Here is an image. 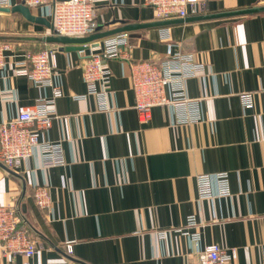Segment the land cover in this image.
<instances>
[{
  "label": "crops",
  "instance_id": "0c3cea01",
  "mask_svg": "<svg viewBox=\"0 0 264 264\" xmlns=\"http://www.w3.org/2000/svg\"><path fill=\"white\" fill-rule=\"evenodd\" d=\"M24 6L0 9V41L21 53L56 48L63 95L44 139L57 144L64 162L45 165L36 149L17 171L0 163V204L15 207L42 244L29 257L0 251V264H191L211 243L237 250L231 264H264V0H197L186 17L168 19L157 18L146 0H95L96 33L113 31L96 41L128 33L126 58L108 59V109L94 95L79 97L88 91L89 50L48 41L52 16ZM128 25L137 28L124 30ZM174 53L203 66L183 81L197 103L186 110L157 105L140 123L130 65ZM19 58L0 69V122L15 117L18 104L53 96L51 86L14 73ZM221 171L228 194L200 197L198 176ZM43 184L46 209L34 199ZM191 215L197 226L187 225Z\"/></svg>",
  "mask_w": 264,
  "mask_h": 264
},
{
  "label": "built area",
  "instance_id": "2783aa9c",
  "mask_svg": "<svg viewBox=\"0 0 264 264\" xmlns=\"http://www.w3.org/2000/svg\"><path fill=\"white\" fill-rule=\"evenodd\" d=\"M33 7L45 8L53 19V33L83 37L98 31L99 24L95 18V0H20ZM197 0H146L154 8L159 19L172 17L184 18L188 15V7ZM11 0H0V7H11ZM128 44V33L120 32L108 36L103 41L84 44L83 52L89 50L83 63V79L87 84L86 94L99 99L102 109H108V90L112 72L108 59L124 57V46ZM7 41H0V69L7 67L10 57L13 60L16 75L26 76L35 84L51 86L53 96L42 97L34 103L18 104L17 115L0 122V163L17 171L39 149L45 165H60L64 162L63 154L56 143L44 139L56 117L55 99L63 95L57 76L56 48L49 46L36 51L27 50L23 53L14 49ZM190 54L174 53L170 57L155 61L141 60L131 63V79L135 93L134 107L140 123H148L152 118V109L157 105H173L176 109H188L196 105L197 100L186 96L183 81L194 75L203 66L194 63ZM168 87L171 92H168ZM244 106H252L251 93L242 95ZM217 181L218 190L212 188V181ZM199 195L202 198H214L226 195L228 173L198 176ZM36 204L46 209L51 205L49 188L45 184L34 187ZM199 223L194 215L188 218L187 225L197 226ZM165 232H161L164 236ZM194 241L199 240L198 233L191 234ZM42 246L29 228L23 223L21 215L15 207L0 204V251L4 255L23 254L32 256ZM70 246V245H69ZM197 258L191 264H231L237 257L235 248H224L217 243L205 245L196 251Z\"/></svg>",
  "mask_w": 264,
  "mask_h": 264
},
{
  "label": "water",
  "instance_id": "95a60500",
  "mask_svg": "<svg viewBox=\"0 0 264 264\" xmlns=\"http://www.w3.org/2000/svg\"><path fill=\"white\" fill-rule=\"evenodd\" d=\"M22 4L20 5H15L13 6L12 8L10 7H0L1 10H6V11H10L11 9L12 10H16V9H19V10H28L26 6H24V3L21 2ZM262 9L261 7L259 8H254V9H249V10H246V11H243V12H253V11H257V10H260ZM167 21H163V22H160L161 24H165ZM137 28L135 25H128L126 27H123V29H135ZM113 33V31H106V32H100V33H94V34H91V35H88V36H83V37H76V36H67V35H54V36H50L48 37V41L50 42H57V43H60L62 44V48H64L65 50L67 51H72V50H81L84 48V44L86 43H91V42H94L96 41V39L98 38H102V37H105L106 35H109ZM9 169V168H8ZM10 171H12L11 169H9ZM14 172V171H12Z\"/></svg>",
  "mask_w": 264,
  "mask_h": 264
}]
</instances>
